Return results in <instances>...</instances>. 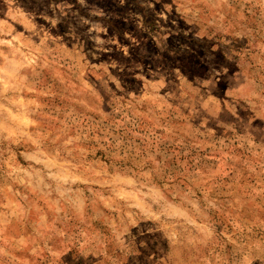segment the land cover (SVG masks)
Wrapping results in <instances>:
<instances>
[{"label": "rangeland", "instance_id": "obj_1", "mask_svg": "<svg viewBox=\"0 0 264 264\" xmlns=\"http://www.w3.org/2000/svg\"><path fill=\"white\" fill-rule=\"evenodd\" d=\"M67 251L264 264V0H0V264Z\"/></svg>", "mask_w": 264, "mask_h": 264}, {"label": "crops", "instance_id": "obj_2", "mask_svg": "<svg viewBox=\"0 0 264 264\" xmlns=\"http://www.w3.org/2000/svg\"><path fill=\"white\" fill-rule=\"evenodd\" d=\"M34 253L37 254V252H34ZM82 253H83V255H81V254H73V256H72L71 252L67 251V252H64V254L62 256H66L65 258L68 257L70 260H72V262H73L74 259H76V260L81 259V261H80L81 263L80 264H103L102 259L104 257L101 259V261L99 263V261L96 260V259H98L97 256H96V254H85L84 252H82ZM36 254H33V257H35ZM37 256L38 257H41L42 254L41 253H38ZM55 256L56 255L51 252V254L48 256L49 257V260L50 261L51 260L54 261L55 260ZM36 261H37V259H36ZM33 262H35V260ZM50 264H52V263H50Z\"/></svg>", "mask_w": 264, "mask_h": 264}]
</instances>
